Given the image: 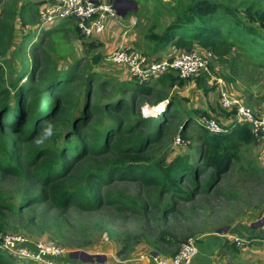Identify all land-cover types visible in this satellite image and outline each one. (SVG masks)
<instances>
[{
  "label": "trees",
  "instance_id": "obj_1",
  "mask_svg": "<svg viewBox=\"0 0 264 264\" xmlns=\"http://www.w3.org/2000/svg\"><path fill=\"white\" fill-rule=\"evenodd\" d=\"M174 2L175 14L158 32L162 15L155 11L154 26L148 35L153 54L168 46L184 52L198 46L224 61L238 49L241 56L264 67V1ZM22 12L24 29L29 10ZM17 15L18 11L9 5L0 11L1 57L7 56L15 38ZM71 20L46 31L34 44V52L44 51L46 65L38 71L39 59L34 56L28 83L20 85L17 80L7 87L0 65V184L13 187L0 197V230L9 224L10 215L23 218L24 211L34 204L85 212L109 206L153 227L157 243L169 245L177 239L170 228V218L180 217L186 222L193 218L181 203L196 202L199 197L211 202L220 194L226 196L219 187L222 177L232 170L234 161H240L241 150L258 141L246 125L223 126L224 133L220 135H212L202 127L201 163H192L184 155L171 161L166 154L156 158L155 149L164 138L178 132L173 121L168 120L175 117L168 116L167 110V119L157 122L144 118L141 108L150 97L158 104L168 99L166 89L182 85L184 80L167 74L157 81L163 88L155 89L134 81L116 84L96 72L85 76L80 63L60 69L51 63L53 53L73 52L71 47L68 51L57 47H65L66 32L83 37L74 22L67 25ZM107 90L110 94L105 97ZM43 95H48L46 106ZM12 97L16 101L14 108L9 103ZM168 105L170 108L173 102ZM185 132L186 129L181 134L186 139ZM116 182L138 184L136 198L113 195ZM139 238L135 237L138 242ZM5 252L0 248V264H15V258Z\"/></svg>",
  "mask_w": 264,
  "mask_h": 264
},
{
  "label": "rangeland",
  "instance_id": "obj_2",
  "mask_svg": "<svg viewBox=\"0 0 264 264\" xmlns=\"http://www.w3.org/2000/svg\"><path fill=\"white\" fill-rule=\"evenodd\" d=\"M119 1L122 11L130 8L126 2ZM183 1L186 3L190 0ZM48 2L50 3L52 0H3L0 4V11L8 5L18 11L17 18L14 21L16 26L15 38L8 49L7 56H0V65H3L7 87H10V84L17 80H19L20 85L28 83L33 66L30 60L34 56L39 59L38 71H42L45 68L44 51L38 50L34 52L32 47L41 41L46 31L55 29L65 22L55 21L45 27L42 26L43 29L41 31L37 29L41 23L39 25L40 15L36 14V12L39 13L40 11L39 5ZM139 3L137 5L141 6V10L137 14L133 12L127 13L137 19V25L129 32L134 44L133 48L149 56L156 57L155 54L151 53V47H148V35L151 32L150 29L154 26L155 11L162 15L160 27L156 29L158 32L169 24L173 14H175V2L174 0H141ZM24 9L29 10V13L27 28L23 29L20 17L23 15L22 11ZM73 22L71 20L67 25L71 26ZM66 34L68 37L65 40V47L61 45L57 47L59 51L63 49L68 51V47H71L73 52L67 55H60V52H54L52 64H57L60 69H68L75 63H80L79 69L81 74L85 76L96 72L104 75L108 80H113L116 84L128 81V74L125 68L109 61V55L115 49L113 45L107 47L105 44H98V46L93 44L91 46L84 43L87 41L84 37H77L71 32H66ZM29 36L30 39L28 38ZM80 36L82 35L80 34ZM47 47H50V43L47 44ZM96 60L98 61L95 62ZM25 66L26 69L24 68ZM251 69H255V75L260 72L261 75L258 78H263L264 67L256 66L254 62H247L245 69L247 72L244 73L245 81L250 78ZM215 76L217 78L220 77L217 72H215ZM223 78L226 80L224 76ZM210 82L212 81L203 78L191 79L182 81V85L175 84L173 88L166 89H169V96L178 111L177 116H174L177 118H168H170V122L173 121V127L174 129L178 128V132H174L164 138L163 143L155 149L156 158L161 159L166 154L168 155V161H171L175 156L184 155L189 157L192 163H201L202 129L196 121L187 123L186 127L188 128L185 132L187 138L185 139L181 134L185 126L180 129L178 119L181 116L184 117L188 110L197 109L206 102L214 105L215 111L220 117L218 121L222 122L227 118L224 114L225 111L221 108L220 99H218V83L215 80L213 84ZM263 84L262 80H260L258 85L255 84L254 99L264 94V87H261ZM154 85L155 89L163 88L161 82H157ZM109 94V90H107V94L104 92L105 97ZM47 96H42L43 106L47 105L45 100ZM105 97L103 100L107 102L108 99ZM9 103L13 108L16 106L14 97L11 98ZM157 104L155 99L150 97L141 108L142 116L157 122L166 120L167 117L165 119L164 114L167 110L169 112V103L167 105L160 103L161 106ZM161 109L165 110L160 113ZM257 109L259 115L264 114L262 112L264 111L263 104H259ZM178 135L182 138L181 142H176L175 140ZM205 178L203 177V179ZM219 187H221L222 192L226 196L220 194L212 199L211 202L206 198L199 197L196 202L181 203L182 208L193 218L190 222H186L180 217L174 216L170 218V228L177 239L169 243V245L157 243V233L153 230V227L146 226L145 223L140 222L138 218H135L136 216H131L128 212L120 213L117 208L104 206L96 212H85L76 208L60 211L49 204H34L31 208L24 211L23 218L17 215H10L9 224L4 225V230H0V233L4 235H17L27 241L24 243L20 242L12 250L3 248L1 244L0 248L6 251L5 253L8 256L15 258V264H40L27 260L22 253L26 251L37 252V246L42 242L66 251L62 256L51 257L57 263L66 262L67 264H74V262L76 264L78 262L73 260L75 258L72 257L73 252L76 251L107 256V259H104L105 261L101 259L104 262H95V264H120V259H132L139 257L142 253L150 254L151 257L156 254L163 257L174 255L181 242L191 236L199 237V231L218 229L249 217L253 219L260 217L262 211L264 212V143L256 142L244 147L240 153V161H234L232 170L222 177ZM12 189L13 187L10 184H0V197L1 194H4V190L12 191ZM138 191L139 187L136 183L116 182L112 187L111 193L113 195L124 194L127 197L136 198ZM11 195L13 194L10 193ZM17 203L20 204V200ZM197 206H202L203 208H198ZM193 207L196 210H193ZM244 228L239 227L236 232L243 235L245 234ZM232 231H235V229H232ZM136 236L140 237L139 242L135 239Z\"/></svg>",
  "mask_w": 264,
  "mask_h": 264
},
{
  "label": "built area",
  "instance_id": "obj_3",
  "mask_svg": "<svg viewBox=\"0 0 264 264\" xmlns=\"http://www.w3.org/2000/svg\"><path fill=\"white\" fill-rule=\"evenodd\" d=\"M115 6L116 0H52L40 9L38 14L41 25L37 29L41 31L43 27L55 21L72 19L85 39L97 38L108 29L110 18H119ZM213 57L209 50H194L183 52L179 56L158 59L134 48H118L109 55V61L127 67L132 80L140 86H146L154 85L167 74H174L184 81L200 77L214 80L215 75L211 67ZM220 101L223 109H236L239 125L249 126L258 142L264 138V115L238 104L227 91L221 92ZM163 110L165 109H161L160 113ZM200 123L212 135L224 133V127L216 119L202 117ZM175 140L181 142L182 138L178 135ZM26 241L17 235L0 233V244L7 250H12L20 242ZM262 241L264 242V238ZM235 243L238 247H244L250 241L235 238ZM37 248L35 253L23 252V257L40 264H67L60 261L57 263L51 257L62 256L66 251L45 242L40 243ZM198 252V237L191 236L179 244L174 255L156 257L155 260L158 264H193Z\"/></svg>",
  "mask_w": 264,
  "mask_h": 264
},
{
  "label": "crops",
  "instance_id": "obj_4",
  "mask_svg": "<svg viewBox=\"0 0 264 264\" xmlns=\"http://www.w3.org/2000/svg\"><path fill=\"white\" fill-rule=\"evenodd\" d=\"M122 1L126 2L127 5L130 7L129 9H127L128 13L136 12L137 14L141 10V6L137 5L138 2L135 3L133 0H128V1L122 0ZM119 3L120 1L118 2V7L120 9ZM44 5H45L44 3L43 5H39L40 9ZM130 5L134 7H131ZM129 15L126 17L119 16V18H110L108 20V29L101 36L97 38L87 39V41L84 43H87L89 45L95 44L96 46H98V44L99 45L105 44L107 47L113 45L115 49H113L112 52L118 48H133L134 44L131 39V35H129V32L131 31L132 28H134L137 25V19L132 17V15L131 16ZM148 47H151L152 49L153 45L149 42ZM195 50H200V48L196 46ZM236 50L232 52L230 56L226 58V60L224 61H220L217 57L212 58L211 67L212 70L214 71V75L215 72H217V74L220 76L218 78L215 76L214 79L218 83V88H217L218 99L221 100L222 91H227L230 97L235 101H237L240 105L247 106L253 109L257 113L258 112L257 106L259 104L264 105V94L261 97L254 99L255 86H256L255 84L258 85L260 83V80L264 82V76L263 78H258V76L261 75V73L257 72V74L255 75L256 72L255 69H251L250 78H247V80L245 81L244 73L247 72L245 70L246 64L247 62L251 63L253 61L247 59L244 56H241L240 51L239 50L236 51ZM183 52L184 50H179L173 46H168L166 50L158 51L154 54L156 58L158 57L170 58L174 56H179ZM254 64L256 65L255 62ZM122 67L125 68L126 73L128 74L127 82H133L127 67L125 66ZM223 76L226 78V80L223 78ZM214 80H210L212 81L210 83L213 84ZM154 86L155 85L151 87L154 88ZM261 87L263 88L264 84ZM167 92H168V99L160 103H165L167 105L168 103H170V101L173 102L172 98L169 96V89L167 90ZM221 108L223 109L222 106ZM223 111H225L224 114L227 116V118L222 122H220L218 121L220 117H218L214 105L208 104L206 102L197 109H191L190 111L188 110V112L184 115V117L181 116L178 119L180 129L181 127L185 126V129L187 130L188 128L186 127L188 125L187 123H190L192 121H196L198 126L201 129H203L204 127L200 123V119L202 117H206L209 119L212 118L216 119L224 127H229V126L231 127L238 124V118L236 117V109L235 110L223 109ZM177 112L178 111L175 108V104L173 102V105L170 106L168 113L170 115L172 114L171 116H177L176 115ZM262 112L264 113V111ZM168 120H170V118ZM259 143H264V138ZM239 227H245L244 228L245 234L242 235L239 232H236V230H238ZM225 228H228V230L223 231ZM232 229H235V231H232ZM198 234H199L198 237L199 252L193 264H264V242L262 241V239L264 238L263 211L259 218L253 219L249 217L247 219H242L240 221L237 220L234 223L225 225L224 227H220L218 229L199 231ZM235 238L244 239L250 241V243L245 245L244 247H238L235 243ZM169 256L171 255H168L167 257ZM156 257H162V256H158V254H156L154 256L152 255L151 257L150 254L142 253L141 255H139V257H135L132 259H128V260L120 259V264H158L157 261L155 260ZM104 258L107 259V256L103 255L102 259L104 260ZM73 260L78 261L77 262L78 264L83 263L82 261L77 259H73ZM103 260L102 262L105 261Z\"/></svg>",
  "mask_w": 264,
  "mask_h": 264
},
{
  "label": "water",
  "instance_id": "obj_5",
  "mask_svg": "<svg viewBox=\"0 0 264 264\" xmlns=\"http://www.w3.org/2000/svg\"><path fill=\"white\" fill-rule=\"evenodd\" d=\"M118 1H116V10L117 13L120 17H126L128 14V11H122L121 9H119L118 7ZM228 228H225L223 231H227ZM221 231V232H223ZM72 257L75 259H79L80 261H82L83 263H95V262H101L102 260V256L101 255H93V254H89L88 252L85 251H76L73 252ZM105 259V258H104Z\"/></svg>",
  "mask_w": 264,
  "mask_h": 264
},
{
  "label": "bare ground",
  "instance_id": "obj_6",
  "mask_svg": "<svg viewBox=\"0 0 264 264\" xmlns=\"http://www.w3.org/2000/svg\"><path fill=\"white\" fill-rule=\"evenodd\" d=\"M161 106V104H159Z\"/></svg>",
  "mask_w": 264,
  "mask_h": 264
},
{
  "label": "clouds",
  "instance_id": "obj_7",
  "mask_svg": "<svg viewBox=\"0 0 264 264\" xmlns=\"http://www.w3.org/2000/svg\"><path fill=\"white\" fill-rule=\"evenodd\" d=\"M165 107V106H164Z\"/></svg>",
  "mask_w": 264,
  "mask_h": 264
}]
</instances>
